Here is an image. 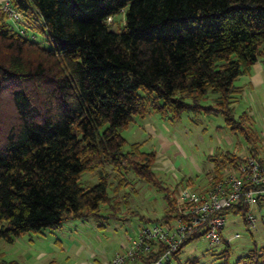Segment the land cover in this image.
<instances>
[{"label": "trees", "instance_id": "16d2710c", "mask_svg": "<svg viewBox=\"0 0 264 264\" xmlns=\"http://www.w3.org/2000/svg\"><path fill=\"white\" fill-rule=\"evenodd\" d=\"M10 2L24 25L0 8V113L1 100L10 103L7 120L0 114V239L109 218L105 204L116 215L121 200L109 192V173L95 184L81 181L107 164L165 191L164 216L173 217L177 199L154 170L156 151L122 133L138 116L222 115L259 154L252 118L236 115L234 102L243 91L236 79L264 59V0ZM123 10L114 30L107 20ZM125 184L121 177L117 187ZM248 209L243 203L224 214L244 217ZM226 250L220 264H264V245L234 261ZM0 264L18 263L0 248Z\"/></svg>", "mask_w": 264, "mask_h": 264}, {"label": "rangeland", "instance_id": "374dc122", "mask_svg": "<svg viewBox=\"0 0 264 264\" xmlns=\"http://www.w3.org/2000/svg\"><path fill=\"white\" fill-rule=\"evenodd\" d=\"M0 1L2 2V0ZM0 8H2L1 5ZM124 12L123 10L121 13L108 18L107 21L114 30H119L124 24ZM22 16L19 18L22 20L18 23L20 27L24 25V17ZM20 30L22 32V29ZM29 36L36 38L32 33ZM37 39L41 41V45L48 46L44 39L40 37ZM210 97L214 96L210 95ZM205 102L207 103L206 100ZM9 106L10 103L6 97L1 100V113L5 116L3 117L0 113L2 120H7ZM194 116L193 113H190L189 116V113L185 112L181 118L172 120L164 114L152 113L144 118L136 117L135 121L122 131L129 143L142 142L143 150L156 151L154 168L161 166L163 159L169 162L170 171L161 172L160 178L172 190L176 186L177 180L174 179V183H172L169 177L178 173L181 175L178 178V185L186 177L189 178L192 185V179L195 180L196 178V171L194 170L197 165L206 166L207 161L210 160L207 157L209 152L207 150L212 144L208 138L212 129L211 125L208 127L210 120L213 123H225L222 115H210L207 118L203 116L207 121L201 126L199 122H194ZM150 124L153 125V132L150 131ZM204 128L207 129L204 131ZM199 129L202 130L200 133L204 134L206 141V143L201 144L204 147H201V151L194 146V144L199 145L202 142L200 140L203 136H199ZM212 133L214 136L216 134L223 135L222 132ZM205 153L207 156L204 155ZM195 164L197 165L193 168ZM101 167L85 172L81 181L86 186L95 184L99 182L101 174L109 173L112 186L109 188V192L121 200V211L115 215V220L103 217H99L98 220L94 218L88 220L74 219L58 229L47 228L39 233L27 232L16 237L13 242L0 239V248L4 258L15 260L18 264H106L117 251L123 250L122 243L126 240L125 237L132 234L127 235L126 230H132L134 234L139 219L133 217V211H139L141 215L146 216V222H150L148 221L151 220L149 217H156L167 211L168 207L163 199L165 191H161L154 185H148L147 181L139 179L130 170H124V173L121 174L114 171L108 164ZM162 173H166V175ZM121 177L123 181H126V184L118 188L117 184ZM142 194H144L145 200L141 199ZM146 209L151 211H146ZM102 211L106 213L113 210L110 206L103 205ZM99 222H104V225L99 226ZM262 227L258 232H251L246 228L245 221L240 214L229 212L226 215L225 231L230 234L241 233V236L230 239L228 251L231 261H234L239 254L247 252L256 244H264V229ZM212 249L214 248H209L203 237L194 238L179 252L175 264H189L192 260H197V264L206 260H211L209 264H220L224 259L222 255L224 252L222 249H216L217 251Z\"/></svg>", "mask_w": 264, "mask_h": 264}, {"label": "built area", "instance_id": "2783aa9c", "mask_svg": "<svg viewBox=\"0 0 264 264\" xmlns=\"http://www.w3.org/2000/svg\"><path fill=\"white\" fill-rule=\"evenodd\" d=\"M0 5L11 19L21 17L10 0ZM243 203L249 205L243 217L246 228L258 232L264 226V159L253 153L243 156L237 168H230L207 189H196L186 177L179 185L175 215L143 222L129 246L106 264H175L176 251L196 235L215 248L224 242V210Z\"/></svg>", "mask_w": 264, "mask_h": 264}, {"label": "crops", "instance_id": "0c3cea01", "mask_svg": "<svg viewBox=\"0 0 264 264\" xmlns=\"http://www.w3.org/2000/svg\"><path fill=\"white\" fill-rule=\"evenodd\" d=\"M235 83L241 87L243 89L242 92H240V94H238L235 97V102H234V106L236 109V115L241 114L243 111H247L248 114L251 116L252 118V125L254 127V129L256 130V132L259 135V142H258V150H259V154L257 156L261 157L264 159V59L260 58L251 68V70L246 73L241 75L240 77H238L235 81ZM207 101V103L212 102V98L209 97L207 99H205ZM204 103H206L204 101ZM206 103V104H207ZM190 116V113H189ZM207 118L210 115H203V114H198L195 115L193 120L195 123L199 122V124H201V126L204 125V122L207 121L204 119V117ZM225 119V118H224ZM149 125V124H148ZM209 125H211V132L210 133V140L212 141V144L209 146V151L208 152V156L207 153H205L204 155L208 157V159H210L209 161H207L206 166H202V165H197L195 164L193 166V168L196 167L197 165V169L195 168L194 171L195 172V180L192 179L191 176H189L192 181H193V186L198 189V190H204L209 188L216 180L220 179L224 174L227 173V171L230 168H237V166L240 164V161L242 160L243 156L247 155L248 153H252L254 152V147L247 141V139L240 134L235 133L230 126L226 125V122H219V123H213L209 122ZM153 125L150 124V131L153 132L154 128L152 127ZM207 128H204V131ZM202 130L199 129V136L202 137L200 140V144H194L195 147H197V149L199 148L201 151V147L204 148L201 144H203L205 141V137L204 134L200 133ZM212 132H222L223 135L221 134H216L214 136V134ZM204 133V132H203ZM160 153V152H159ZM231 154H235L237 155L239 158H241L239 160V162L236 161H229L227 159L228 155ZM197 155V153H196ZM202 155V154H201ZM200 155V157H201ZM159 166V165H158ZM171 166L169 165L168 161H165L164 159L161 160V166L159 167H155L154 170L156 171V173L160 176L161 172H165L167 170L170 171ZM164 175H166V173H162ZM172 175V174H171ZM178 173H175L172 175V177H169V180L173 182L174 179L177 180L176 186L173 188V197L174 198H178L179 196V185H178V178H179ZM183 176V175H182ZM186 176V175H184ZM148 185H150L148 183ZM178 185V186H177ZM151 186V185H150ZM158 191V190H157ZM137 193V191H135ZM145 194V193H144ZM144 194H142L143 196L141 197L142 200H145V196ZM164 197V203L167 205L168 207V201L165 195V192L163 193ZM136 196V195H135ZM137 197V196H136ZM106 206H108V204H105ZM165 205V206H166ZM168 210V209H167ZM119 211H121V208H119ZM146 211H151L146 209ZM103 212V211H102ZM167 212V211H166ZM165 213L161 214L162 216H164ZM120 213V212H118ZM104 215H111V217H109L110 219L115 220V215H112V211L110 212H106L104 213ZM133 217H137L139 220L138 224H137V228L134 230V234L133 231H129L126 230V234L128 235L126 238V240L122 243V248L125 249L127 246H129L130 242L132 239H134L138 232H139V228L142 225L143 222H146V216L141 215V213L139 211H133ZM161 215H158L156 217H149L148 221H153L156 220L160 217H162ZM96 222V221H95ZM97 223V222H96ZM104 225V222H102V224H99V226ZM264 229V227H262ZM261 230V229H260ZM239 233V232H237ZM236 234V233H235ZM235 234H230L228 232L223 231V237H224V242L222 244H219L218 246H216V249H222V252L225 251L228 246L229 243L227 241L228 238H234V237H238L235 236ZM264 245V244H263ZM224 246V247H223ZM226 246V247H225ZM212 249V250H214ZM217 251V250H216ZM227 252V250H226ZM176 261V258H175ZM211 262V260H206V261H202L201 264H209ZM180 263V262H179Z\"/></svg>", "mask_w": 264, "mask_h": 264}]
</instances>
